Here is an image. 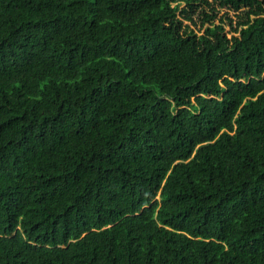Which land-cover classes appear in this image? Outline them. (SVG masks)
Wrapping results in <instances>:
<instances>
[{
	"label": "trees",
	"instance_id": "obj_1",
	"mask_svg": "<svg viewBox=\"0 0 264 264\" xmlns=\"http://www.w3.org/2000/svg\"><path fill=\"white\" fill-rule=\"evenodd\" d=\"M180 1L0 0V264H264V2Z\"/></svg>",
	"mask_w": 264,
	"mask_h": 264
},
{
	"label": "rangeland",
	"instance_id": "obj_2",
	"mask_svg": "<svg viewBox=\"0 0 264 264\" xmlns=\"http://www.w3.org/2000/svg\"><path fill=\"white\" fill-rule=\"evenodd\" d=\"M262 1L264 2V0ZM173 4H176V2ZM179 7L188 10L194 21L186 20V23L198 33H203L211 23H220V18H223L225 28L229 31L231 28L230 19L235 25L241 19L240 14L245 15V11L250 8L249 6H242L240 9L235 10L229 5L221 4V0H191L190 3L182 0ZM213 13H216V15L213 16ZM207 15H210L211 22L207 20Z\"/></svg>",
	"mask_w": 264,
	"mask_h": 264
}]
</instances>
